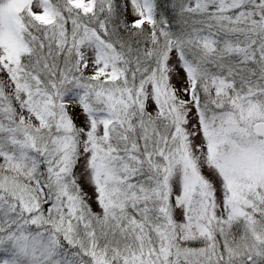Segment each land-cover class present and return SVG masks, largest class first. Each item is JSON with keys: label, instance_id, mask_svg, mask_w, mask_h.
Listing matches in <instances>:
<instances>
[{"label": "snow or ice", "instance_id": "6c2138e0", "mask_svg": "<svg viewBox=\"0 0 264 264\" xmlns=\"http://www.w3.org/2000/svg\"><path fill=\"white\" fill-rule=\"evenodd\" d=\"M0 264H264V0H0Z\"/></svg>", "mask_w": 264, "mask_h": 264}]
</instances>
